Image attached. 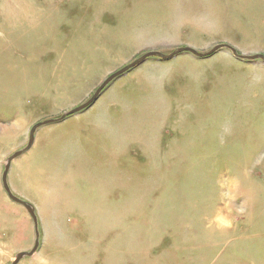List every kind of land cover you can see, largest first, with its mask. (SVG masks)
<instances>
[{
  "label": "rangeland",
  "instance_id": "obj_1",
  "mask_svg": "<svg viewBox=\"0 0 264 264\" xmlns=\"http://www.w3.org/2000/svg\"><path fill=\"white\" fill-rule=\"evenodd\" d=\"M218 45L18 264H264V0H0V264Z\"/></svg>",
  "mask_w": 264,
  "mask_h": 264
},
{
  "label": "water",
  "instance_id": "obj_2",
  "mask_svg": "<svg viewBox=\"0 0 264 264\" xmlns=\"http://www.w3.org/2000/svg\"><path fill=\"white\" fill-rule=\"evenodd\" d=\"M224 47H228V46L218 45V46H216L215 48H213V50H212L209 54H207V55H202V54H200V53H198V52H196V51H194V50H191V49H182V48L179 49V50H177V51H175V52H174L172 55H170V56H164V55H162V54H160V53H149V54H147V55L141 57L140 59H138V60H137L136 62H134L133 64L131 63V65H130L128 68L123 69V70L117 72L115 75H112V76H111V77L105 82V84H104L101 88H99V90H98V92L96 93L95 97H93V98H92L88 103H86L85 105H83V106H81V107H79V108H77V109L71 111L70 114L68 113L67 115H64V117L61 118V119L45 121V122H43V123H41V124H38L37 126H35V127L32 129L31 136H30V140H29V142H28L29 144H28L27 148H26L25 150L21 151V152H18V153H16V154L12 155V157L9 159L8 165H7L6 170H5V172H4V175H3V181H2V182L4 183V188H5L6 192L8 193V195L10 196V198H11L14 202H16V203H18V204L24 206V207L29 211L30 215L32 216V219H33L34 222H35V226H36V236H37V240H36V244H35V246H34V249H33L32 252H30V253H25V254L22 253V254H19L18 257H17V259H16V261H15L13 264H18V263H19V262H20L25 256H32L34 253H36L37 250H38V248H39V243H40V242H39V240H40V233H39V231H37V230H38V219L36 218L37 216H36L35 210H34L31 206H29L27 203L22 202V200H20V199L16 198L15 196H13V195L11 194V191H10V189H9V187H8L7 182H6V181H7V177H8V173H9V170H10L9 168L11 167V164H12L13 160H15V159L21 157V155H23L25 152H27L28 150H30L31 147L33 146V144H34L33 141H35V132H36V129H38L39 127H42V126L49 125V124H55V123L58 124L59 122L63 121L66 117H68V116H70V115H73V114H76V113H78V112H80V111L86 109L87 107H89L90 105H92V104L96 101V99H97V98L99 97V95L101 94L102 90H103L105 87H107V85L110 84L115 78L119 77V75H122V74H124L125 72H127V71H129V70H132L133 68H135V67H137L138 65L142 64V63H143L144 61H146L149 57H152V56H159L160 58H163V59H170V58H172V57H174V56H176V55H179V54H181V53H184V52H186V51H189V52H191L193 55H195L196 57H198V58H202V57H206V56L213 55V54L217 53L218 51H220L221 49H223ZM228 48H230V49L233 51V53H234L237 57H239V58H241V59H245V57H243V56H238L236 50H234L233 47H232V48H231V47H228ZM256 58H258V57H247L248 60H254V59H256Z\"/></svg>",
  "mask_w": 264,
  "mask_h": 264
},
{
  "label": "bare ground",
  "instance_id": "obj_3",
  "mask_svg": "<svg viewBox=\"0 0 264 264\" xmlns=\"http://www.w3.org/2000/svg\"><path fill=\"white\" fill-rule=\"evenodd\" d=\"M36 238H37V236H36Z\"/></svg>",
  "mask_w": 264,
  "mask_h": 264
}]
</instances>
